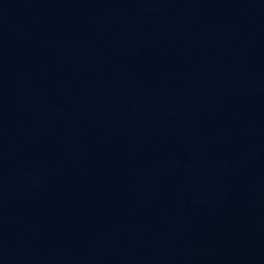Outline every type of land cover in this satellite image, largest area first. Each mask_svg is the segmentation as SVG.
Listing matches in <instances>:
<instances>
[{"label": "water", "instance_id": "95a60500", "mask_svg": "<svg viewBox=\"0 0 264 264\" xmlns=\"http://www.w3.org/2000/svg\"><path fill=\"white\" fill-rule=\"evenodd\" d=\"M0 264H264V0H0Z\"/></svg>", "mask_w": 264, "mask_h": 264}]
</instances>
